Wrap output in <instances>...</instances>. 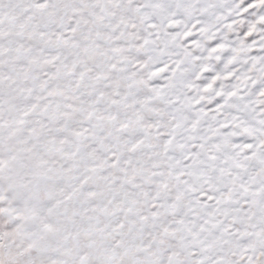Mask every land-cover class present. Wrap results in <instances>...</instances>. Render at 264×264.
I'll return each instance as SVG.
<instances>
[{"label": "snow or ice", "instance_id": "1", "mask_svg": "<svg viewBox=\"0 0 264 264\" xmlns=\"http://www.w3.org/2000/svg\"><path fill=\"white\" fill-rule=\"evenodd\" d=\"M0 264H264V0H0Z\"/></svg>", "mask_w": 264, "mask_h": 264}]
</instances>
